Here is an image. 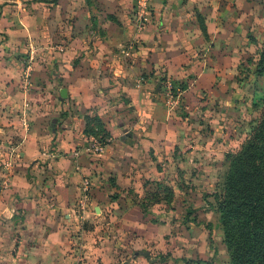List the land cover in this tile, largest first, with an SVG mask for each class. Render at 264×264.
Segmentation results:
<instances>
[{"label":"crops","instance_id":"crops-1","mask_svg":"<svg viewBox=\"0 0 264 264\" xmlns=\"http://www.w3.org/2000/svg\"><path fill=\"white\" fill-rule=\"evenodd\" d=\"M137 1L0 0V264L65 261L85 179L84 216L121 217L156 242L169 224L149 223L127 191L163 178L161 156L183 151L188 129H223L222 113L264 99V0H147L142 31ZM87 115L109 134L99 156L83 150Z\"/></svg>","mask_w":264,"mask_h":264},{"label":"rangeland","instance_id":"rangeland-1","mask_svg":"<svg viewBox=\"0 0 264 264\" xmlns=\"http://www.w3.org/2000/svg\"><path fill=\"white\" fill-rule=\"evenodd\" d=\"M173 95L179 96L174 89ZM263 111L264 99L253 100L244 105L237 119L220 115L226 129H210V124L206 129H188L182 139L184 150H180L181 142H175L170 153L161 156L169 157L164 159L167 165L158 164L163 178L144 183L141 194L127 191L149 223L169 224L166 231L157 232L160 237L156 242L144 240L136 230L123 229L121 217L101 218L100 212L94 215L90 208L87 217L86 210L76 212L75 218L72 215L77 223L70 232L74 245H70L66 260L55 264H230L215 196L223 194L230 157L251 138L262 121ZM3 153L7 151H0L1 158L6 157ZM16 155L17 165L10 169L12 173L22 174L21 169L25 173ZM4 161L0 163V169L5 170L1 171L3 178L10 173L6 172ZM16 225L11 255L19 259L23 251L19 241L23 238L18 221ZM141 252L148 253V257Z\"/></svg>","mask_w":264,"mask_h":264},{"label":"trees","instance_id":"trees-1","mask_svg":"<svg viewBox=\"0 0 264 264\" xmlns=\"http://www.w3.org/2000/svg\"><path fill=\"white\" fill-rule=\"evenodd\" d=\"M263 61L257 74L264 72ZM84 134L109 137L99 118L88 115ZM215 201L230 264H264V111L251 138L230 157L223 194Z\"/></svg>","mask_w":264,"mask_h":264},{"label":"built area","instance_id":"built-area-1","mask_svg":"<svg viewBox=\"0 0 264 264\" xmlns=\"http://www.w3.org/2000/svg\"><path fill=\"white\" fill-rule=\"evenodd\" d=\"M135 17H136V27L139 31L144 30V28L149 24L150 22V14L147 9V0H138L137 1V9L135 11ZM59 51H62V48L60 47ZM124 55H128L126 52H123ZM173 84L169 81L166 82L164 86V96L166 97V103L168 106L172 107L177 103L176 96L173 95ZM109 142V138H105L103 141L96 139L94 137H91L88 141L85 147L83 148L84 152L89 155L99 156L103 153L104 148ZM75 155H78L77 152ZM89 188L90 183L88 180H83L81 190H82V196L79 199L77 203V207L80 212H83L86 210L88 198H89Z\"/></svg>","mask_w":264,"mask_h":264},{"label":"water","instance_id":"water-1","mask_svg":"<svg viewBox=\"0 0 264 264\" xmlns=\"http://www.w3.org/2000/svg\"><path fill=\"white\" fill-rule=\"evenodd\" d=\"M158 88H159V86H158ZM140 255H142V256H144V257H148L149 254L146 253V252H141Z\"/></svg>","mask_w":264,"mask_h":264}]
</instances>
